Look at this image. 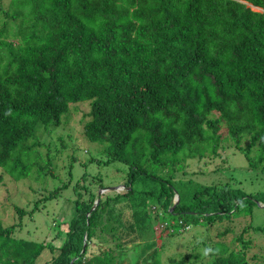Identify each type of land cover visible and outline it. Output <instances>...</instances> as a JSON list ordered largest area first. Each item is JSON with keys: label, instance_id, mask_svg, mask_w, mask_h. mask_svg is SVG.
<instances>
[{"label": "trees", "instance_id": "16d2710c", "mask_svg": "<svg viewBox=\"0 0 264 264\" xmlns=\"http://www.w3.org/2000/svg\"><path fill=\"white\" fill-rule=\"evenodd\" d=\"M79 103L90 105L83 134L104 148V164L128 167L126 190L99 194L110 188L99 177L88 185L83 175L57 247L15 240L17 227L0 221V264H121V244L87 259L92 243L109 233L118 241L155 234L159 221L173 236L251 214L261 193L194 185L177 173L190 160L218 158L225 135L250 167L264 165V0H11L7 9L0 6V181L6 174L59 180L57 156L68 147L60 138L53 154L42 137L56 132ZM71 182L43 200L57 199ZM152 206L164 214L153 215ZM16 212L21 219L28 214ZM224 227L207 264H249L252 243L242 233L233 242L240 247L231 248L225 237L232 228Z\"/></svg>", "mask_w": 264, "mask_h": 264}, {"label": "rangeland", "instance_id": "374dc122", "mask_svg": "<svg viewBox=\"0 0 264 264\" xmlns=\"http://www.w3.org/2000/svg\"><path fill=\"white\" fill-rule=\"evenodd\" d=\"M10 3L11 0H0V6L6 9ZM89 113V104L71 105L70 113L64 119L63 125L52 135L46 133L42 137V141L52 147L53 154L57 151V145H60V142H57L60 138H63L64 144L68 147L57 156L59 159L56 161L55 172L59 180L50 177L35 180L33 174L27 179L14 180L6 174L0 181V221L4 227H17L12 235L13 239L33 241L38 244L48 242L57 247L62 241V237H57L58 232L67 230V225L75 214L74 202H72L75 197L73 187L83 175H88V185L91 183L90 180L99 177L106 187L111 188L103 191L102 194L114 191L123 193L126 190L123 185L128 167L119 162L104 164L106 160L104 148L91 143L83 134V125L88 121ZM224 137H226L223 141L224 148L220 150L218 158L208 157L188 161L183 171L177 173L178 179L192 180L194 185L240 189L252 195L261 193L251 214L237 212L232 224L225 223L219 228L215 226L212 229L204 225L192 226L187 232L173 236L163 233L166 228V222L163 221L153 223L155 234L147 230L143 235L137 234L132 241L131 237L126 241H118L113 238L112 233L105 234L103 236L106 240L97 239L92 243L87 259L101 255L102 251L116 249L118 243L123 246L125 252V260L121 264H129L136 258H139L138 264H157L159 261L160 264H180L185 259H187L185 264L196 262L207 264L210 259L203 254V250L214 245L218 240L216 238L218 232L224 231L226 226L232 228V232L225 237L227 245L238 249L240 245L233 242H236L238 235L243 233L244 240L252 243L248 253L249 264H264V230L255 229L264 227L262 194L264 165L259 164L257 168L250 167L245 155L236 149L235 143L228 135ZM47 152L46 149H41L43 156ZM70 165H73L71 173L68 170ZM1 171L0 169V176ZM69 181H72L70 187L63 190L57 199L43 200L49 192L60 187L61 182ZM37 206L39 209L33 215L30 214L29 212ZM153 206L149 209L153 215L157 212L160 216L164 214L161 209ZM16 207L25 209L28 214L21 219ZM244 228H247L246 233L243 232ZM119 231L123 233L122 229Z\"/></svg>", "mask_w": 264, "mask_h": 264}, {"label": "clouds", "instance_id": "9594fccd", "mask_svg": "<svg viewBox=\"0 0 264 264\" xmlns=\"http://www.w3.org/2000/svg\"><path fill=\"white\" fill-rule=\"evenodd\" d=\"M215 251H216V250L212 249L211 247H208V248H205V249L203 250V254H204L205 256H208V255H210V254H214Z\"/></svg>", "mask_w": 264, "mask_h": 264}, {"label": "water", "instance_id": "95a60500", "mask_svg": "<svg viewBox=\"0 0 264 264\" xmlns=\"http://www.w3.org/2000/svg\"><path fill=\"white\" fill-rule=\"evenodd\" d=\"M259 12H262V10L259 9ZM113 189L118 190L117 188H113ZM106 190H107V189H106ZM108 190H111V188L108 189ZM104 191H105V190H104ZM102 193H103V191L100 192V194H102ZM177 202H179V197H177Z\"/></svg>", "mask_w": 264, "mask_h": 264}]
</instances>
